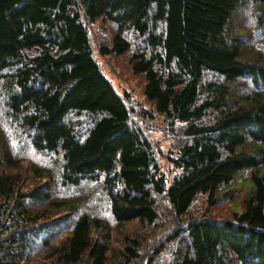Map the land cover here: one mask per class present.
<instances>
[{
  "label": "trees",
  "instance_id": "16d2710c",
  "mask_svg": "<svg viewBox=\"0 0 264 264\" xmlns=\"http://www.w3.org/2000/svg\"><path fill=\"white\" fill-rule=\"evenodd\" d=\"M248 5L264 34V0H0V264H109L114 235L156 224L161 202L183 223L146 264L171 241L165 264H264V47L243 55L233 22ZM95 23L115 31L93 40ZM95 48L130 53L150 110ZM155 116L179 141L171 180L139 122ZM244 171L240 212L186 218ZM121 236L118 264H135L141 243Z\"/></svg>",
  "mask_w": 264,
  "mask_h": 264
},
{
  "label": "rangeland",
  "instance_id": "374dc122",
  "mask_svg": "<svg viewBox=\"0 0 264 264\" xmlns=\"http://www.w3.org/2000/svg\"><path fill=\"white\" fill-rule=\"evenodd\" d=\"M255 9L252 5H248L240 9L237 16L233 19L239 32L243 34V55L251 56L253 53L249 48H262L264 47V41L261 40L264 36L263 32L257 31V26L254 22ZM115 31V27L104 23H95L90 27V33L93 40L101 36L106 38L107 34H111ZM250 38L253 42V47L249 44ZM94 56L99 63L104 75L112 82L114 88L118 93L126 92L130 96L131 105L139 110L143 107L146 109L151 108V105L146 101L143 95L144 78L143 76L136 75L132 72L129 63V55L124 54L121 56L108 55L103 57L98 50L94 49ZM140 124L147 130L150 138L155 142L156 148L159 150V161L164 175L168 180L174 175L175 170L171 162L168 160V156H176V149L178 145V139L173 133V129L167 124V122L161 116H155L154 118H145L139 120ZM250 176L249 171L240 173L232 186L227 192H232L233 196L222 195V199L215 205H209L205 196L197 197L193 205L190 208V214L186 215V218L194 216L202 217L208 216L213 218H224L226 216L231 217L234 212H240L243 209L242 201L247 198L249 193L248 178ZM234 203V204H233ZM236 210V211H235ZM160 219L156 224L148 226L146 224H140L139 222H132L124 225L119 233L114 235V240L111 241V251L109 252V264H118L121 260L122 234L124 232L130 234V236H136L141 244L137 249L138 259L135 264H146L151 257L152 251L160 241L167 237L169 228L182 225L183 222L177 223L178 220L173 217L169 209L168 204L161 202L159 204ZM118 231V230H117ZM122 232V234H121ZM172 246L168 243L167 248L162 253L158 264H165L170 258L169 248ZM174 246V245H173Z\"/></svg>",
  "mask_w": 264,
  "mask_h": 264
}]
</instances>
